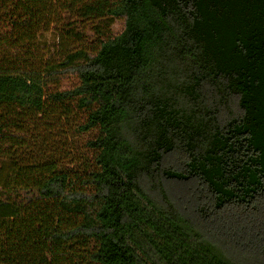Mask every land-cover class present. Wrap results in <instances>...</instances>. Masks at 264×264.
Instances as JSON below:
<instances>
[{
  "label": "trees",
  "instance_id": "obj_1",
  "mask_svg": "<svg viewBox=\"0 0 264 264\" xmlns=\"http://www.w3.org/2000/svg\"><path fill=\"white\" fill-rule=\"evenodd\" d=\"M0 264H264V0H0Z\"/></svg>",
  "mask_w": 264,
  "mask_h": 264
},
{
  "label": "rangeland",
  "instance_id": "obj_2",
  "mask_svg": "<svg viewBox=\"0 0 264 264\" xmlns=\"http://www.w3.org/2000/svg\"><path fill=\"white\" fill-rule=\"evenodd\" d=\"M120 22H117L114 25L115 32L120 29ZM47 38V45L53 46L54 42L50 35H46L43 42ZM78 84L76 78H70L63 80L57 86L51 88L52 91H65L70 90ZM58 116V117H57ZM59 118V113L53 115L50 120L52 124L56 122ZM82 118V117H80ZM80 118L78 116H72L70 120H65L63 123L58 125H43V126H52L55 129H50L52 134H54L53 138L43 139L44 143L47 145L46 149L47 152L51 155L59 157L60 160L63 162L64 165L73 167L74 164H83L88 158H91V152L86 147V142L92 138V134H79L76 132V126ZM45 122V123H46ZM56 126V127H55ZM47 131H50L48 128L44 127ZM41 141V142H42Z\"/></svg>",
  "mask_w": 264,
  "mask_h": 264
}]
</instances>
